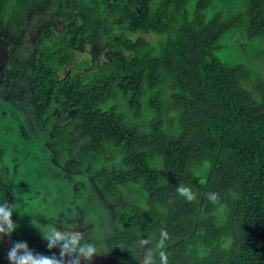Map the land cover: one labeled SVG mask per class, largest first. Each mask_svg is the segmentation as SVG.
Here are the masks:
<instances>
[{
  "label": "trees",
  "instance_id": "16d2710c",
  "mask_svg": "<svg viewBox=\"0 0 264 264\" xmlns=\"http://www.w3.org/2000/svg\"><path fill=\"white\" fill-rule=\"evenodd\" d=\"M221 3L133 0L131 5L124 0L110 5L108 14L119 15L126 26L113 40L124 51L110 54L100 66L95 58L85 60L80 67H93L88 75L61 76L81 40L91 35L71 2L58 3L67 15L59 45L45 46L49 28L38 40L37 55L27 46L20 59L12 45L14 77L8 79L14 82L10 95H1L12 98L23 88L32 102V115L23 123L42 128L52 113L69 119L52 130L57 158L62 139L77 125L73 145L86 144L90 158L76 166L105 195L118 198L130 184L144 191L143 204H121L120 228L95 241L106 253L105 264H137L139 253L126 247L133 229L152 240L166 231L169 264H264V74L245 61L228 63L218 56L222 40L238 30L246 55L251 43L264 40V0H245L228 16ZM152 35L158 39L155 46L147 38ZM6 52H0L1 60L8 59ZM250 56L264 62V48ZM120 98L138 120L147 105L152 116L146 130L128 124L120 105L110 104ZM110 146L120 150L122 168L97 169ZM199 169L204 176L197 175ZM181 184L195 193L193 201L177 193ZM217 212L224 214L221 223Z\"/></svg>",
  "mask_w": 264,
  "mask_h": 264
},
{
  "label": "rangeland",
  "instance_id": "374dc122",
  "mask_svg": "<svg viewBox=\"0 0 264 264\" xmlns=\"http://www.w3.org/2000/svg\"><path fill=\"white\" fill-rule=\"evenodd\" d=\"M63 1L71 2L78 20L87 26L91 35L81 40L74 53L73 62L61 74L62 77L76 73L88 75L93 67H80L85 60L92 62L95 58L97 65L100 66L110 59V54L124 51L113 40L124 34L126 26L118 19L119 15H110L107 10V7L114 3L122 5L124 0ZM126 1L134 5L133 0ZM221 2V8L228 16L238 12L245 0ZM58 3L59 0H0V42L2 41L0 52L7 51L6 54H9L8 59L4 57L5 59L1 60L0 57V203L6 201L9 205H14L12 220L17 225L10 237L4 236L0 239V264H11L8 252L15 242H27L34 254L59 257V248L47 247V242L42 238L39 229L41 225L54 221L61 231L65 227L74 228V231L84 236V240L100 241L120 228L119 217L123 202L143 204L145 201L144 191L134 184L122 188L118 198L108 197L92 176L76 166L79 161L86 165L90 158L86 144L79 148L73 145V139L78 131L77 125H74L62 139L60 144L62 154L57 158L51 147L52 130L57 125L68 123L69 119L60 118L52 113L42 128L36 122H31L33 126L29 128L24 123H27L32 115L30 114L32 102L24 94L23 88H18V93L12 98L1 95L2 92L10 95L7 89L14 82V79L12 81L8 79L9 76L14 77V69H11L14 54L11 51L12 45L16 47L18 53L16 55L22 59L27 55L25 50L27 46L29 52L34 51L33 55H37L38 40L45 37L48 28L52 30V36L46 41L45 46L54 48L63 39L61 36L67 26V15L65 11L59 9ZM147 38L154 46L158 43L154 35ZM244 40L245 37L240 30L225 37L222 40L224 49L218 56L228 63L245 61L256 71L264 74V62L250 56L255 48H264V40L250 44L248 49L250 55L241 50L240 42ZM17 63L21 65L23 61ZM18 85L23 87L21 83ZM113 103L120 105V111L125 114V121L128 124L140 125L144 130L147 129V123L152 116L147 105L144 117L138 120L122 98L110 104ZM169 116L170 126L176 128V122L173 123L170 112ZM108 148V154L98 159L96 168L110 170L122 168L120 150L111 146ZM196 173L204 176L205 170L199 169ZM215 217L219 223L224 220L223 212H217ZM131 233L132 242L126 247L132 252L139 253L137 264H140L143 253L136 247V239L140 235L143 239L148 238L135 229ZM98 249L102 250L99 255L91 261L82 259L81 264H105L106 253L102 248Z\"/></svg>",
  "mask_w": 264,
  "mask_h": 264
},
{
  "label": "clouds",
  "instance_id": "9594fccd",
  "mask_svg": "<svg viewBox=\"0 0 264 264\" xmlns=\"http://www.w3.org/2000/svg\"><path fill=\"white\" fill-rule=\"evenodd\" d=\"M176 190L181 197L189 202L196 198L195 193L183 184L179 185ZM13 211L14 205H9L6 201L0 203V239L4 236L10 237L16 230L17 225L12 220ZM39 229L49 249L59 248V257L34 254L29 249L27 242H15L8 252L11 264H81L82 259L91 261L102 251L98 249L93 240H84V236L74 231V228L65 227L61 231L56 227L54 221L47 225H41ZM167 239L166 231H161L159 240L143 239L142 235L138 236L136 247L143 253L140 264H157V258L159 264H169L164 251Z\"/></svg>",
  "mask_w": 264,
  "mask_h": 264
}]
</instances>
